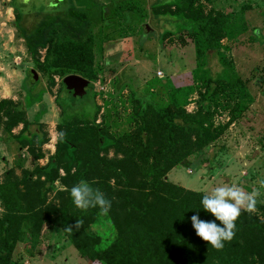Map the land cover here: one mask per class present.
Wrapping results in <instances>:
<instances>
[{"label": "rangeland", "instance_id": "rangeland-1", "mask_svg": "<svg viewBox=\"0 0 264 264\" xmlns=\"http://www.w3.org/2000/svg\"><path fill=\"white\" fill-rule=\"evenodd\" d=\"M49 1L0 0V97L22 90L24 95L17 103L32 123L10 133L0 126V183L8 191L24 170L54 167L56 132L66 133L65 139L78 135L68 151L81 161L90 146L87 136L97 129L109 143L132 132L144 95L160 108L180 106L188 113L206 101L216 123L237 116L218 141L170 171L169 184L202 195L224 183L236 184L246 192L258 186L257 180L264 178V0H202L205 13L221 11L229 21L215 51H208L200 37L187 29L189 24L175 28L171 11L180 0H60L45 7ZM52 31L63 39H92L94 78L86 79L90 86L83 97H73L63 87L66 72L44 64V44ZM28 46L36 49L40 65ZM131 67L139 88L125 85L115 94ZM20 77H25L22 84L16 80ZM235 78L243 81L244 88L215 96L207 93L208 79L227 82ZM36 129L45 143L36 141ZM30 149L41 152L43 158L34 159ZM100 155L112 158L113 148ZM59 173L64 175L62 170ZM59 188V182L49 185L45 194L38 193L37 203L57 205ZM260 213L252 214L261 217ZM90 229L104 246L114 236L110 220L102 214ZM11 264L87 262L59 228L44 224L39 233L32 234L27 223Z\"/></svg>", "mask_w": 264, "mask_h": 264}, {"label": "trees", "instance_id": "trees-1", "mask_svg": "<svg viewBox=\"0 0 264 264\" xmlns=\"http://www.w3.org/2000/svg\"><path fill=\"white\" fill-rule=\"evenodd\" d=\"M152 13L154 18L159 17L154 9ZM171 14L176 20L175 28L189 24L187 29L200 37L208 51L218 48L229 24L221 11L205 13L202 0H180ZM44 46V64L48 69L93 80L94 55L90 37L63 39L52 31ZM30 55L40 65L36 49L31 48ZM130 70L123 74V83L115 87V94L125 85L139 88L134 69ZM237 87L244 88L239 78L227 82L222 79L207 81V93L212 96ZM199 104L196 111L188 113L180 106L160 108L144 95L140 99L136 128L113 138L112 143L103 140L102 131L97 129L87 136L90 146L84 151L85 161L68 151L76 134L73 139L67 137L57 141L54 167L24 170L22 178L17 179L9 191L0 183V202L5 210L0 214V264H11L27 223L32 226V234L39 233L44 224L59 228L87 264H264L263 203L257 204L261 217L242 211L236 221L235 237L225 242L223 249L216 250L195 236L188 220L196 212L201 219L214 220L203 210V195L166 181L171 170L195 153L208 149L237 119L231 115L226 122L216 123L210 103ZM20 125L22 130L32 125L25 109L13 100L1 99L0 126L10 133ZM33 133L37 142H46L37 129ZM107 148H113L112 158L100 155ZM30 155L36 160L43 158L41 152L35 153L32 149ZM60 170L64 175H60ZM80 180L92 183L112 202L105 216L114 228V236L105 246L100 236L90 229L101 215L99 209H77L69 191L65 190ZM54 182L60 184L56 195L58 204H38V193L45 194ZM168 188L177 189L178 193H171ZM78 220L83 221L82 227L65 231Z\"/></svg>", "mask_w": 264, "mask_h": 264}, {"label": "clouds", "instance_id": "clouds-1", "mask_svg": "<svg viewBox=\"0 0 264 264\" xmlns=\"http://www.w3.org/2000/svg\"><path fill=\"white\" fill-rule=\"evenodd\" d=\"M57 141H63L66 133L59 131L55 133ZM257 187L250 192L244 191L236 184L224 183L215 187L210 193L203 195L201 204L203 210L209 213L214 220L201 219L198 212L194 213L188 220L196 237L211 245L216 250H221L225 242L233 240L236 234V221L242 211L255 213L257 204L264 203L260 197L264 192V178L257 180ZM69 191L74 206L80 210L90 208L99 209L100 214L107 215L111 209V200L99 188H94L87 180H80L74 184ZM2 203V202H0ZM5 210L0 207V213ZM217 221L219 223H217ZM83 221H76L75 225L68 226L65 231L72 232L73 227L79 229Z\"/></svg>", "mask_w": 264, "mask_h": 264}, {"label": "water", "instance_id": "water-1", "mask_svg": "<svg viewBox=\"0 0 264 264\" xmlns=\"http://www.w3.org/2000/svg\"><path fill=\"white\" fill-rule=\"evenodd\" d=\"M59 1L60 0H51L49 2H46L44 6H48L49 3L55 6L57 5ZM146 30H148V28ZM35 79H36V76H35ZM63 83L68 93L72 95L73 97H83L85 95V89L89 85L88 80L78 75H69L65 77L63 80Z\"/></svg>", "mask_w": 264, "mask_h": 264}, {"label": "crops", "instance_id": "crops-1", "mask_svg": "<svg viewBox=\"0 0 264 264\" xmlns=\"http://www.w3.org/2000/svg\"><path fill=\"white\" fill-rule=\"evenodd\" d=\"M17 80V82H19V81H21V83L20 84H22L23 83V81L25 80V77H20L19 79H16ZM17 84H19V83H17ZM20 90H21V86H20ZM22 91V90H21ZM20 91V94L18 93V94H14V92H12L11 94H9L8 96L6 95V96H1L0 97V100L1 99H10V100H13V101H21L22 99V97H23V95H24V92L22 91L21 92ZM22 96V97H21ZM42 98H44V97H42ZM27 113V112H26ZM27 115H28V113H27ZM28 119V118H27ZM28 121H30L29 119H28ZM31 122V121H30ZM172 171V170H171ZM169 174L170 173H168V175L167 176H169Z\"/></svg>", "mask_w": 264, "mask_h": 264}, {"label": "flooded vegetation", "instance_id": "flooded-vegetation-1", "mask_svg": "<svg viewBox=\"0 0 264 264\" xmlns=\"http://www.w3.org/2000/svg\"><path fill=\"white\" fill-rule=\"evenodd\" d=\"M45 7H48V6H45Z\"/></svg>", "mask_w": 264, "mask_h": 264}, {"label": "built area", "instance_id": "built-area-1", "mask_svg": "<svg viewBox=\"0 0 264 264\" xmlns=\"http://www.w3.org/2000/svg\"><path fill=\"white\" fill-rule=\"evenodd\" d=\"M158 74H160V73H158Z\"/></svg>", "mask_w": 264, "mask_h": 264}]
</instances>
